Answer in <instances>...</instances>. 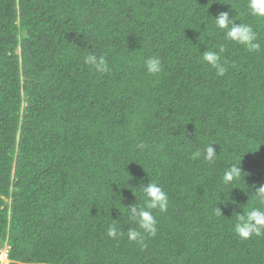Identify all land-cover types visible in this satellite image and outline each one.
<instances>
[{"label": "trees", "instance_id": "trees-1", "mask_svg": "<svg viewBox=\"0 0 264 264\" xmlns=\"http://www.w3.org/2000/svg\"><path fill=\"white\" fill-rule=\"evenodd\" d=\"M247 0H0V248L8 264H264V236L232 230L264 184V50L226 41L214 16L264 19ZM231 6L233 9H231ZM213 16V17H212ZM224 44L227 71L201 59ZM92 51L111 71L83 63ZM157 55L158 77L144 60ZM185 134V135H184ZM214 163L190 158L210 142ZM146 143L140 150L137 145ZM169 197L144 247L106 229L140 183ZM223 199V193H220ZM249 197V198H248ZM248 199V200H247ZM223 216L215 215V205ZM233 213V214H232Z\"/></svg>", "mask_w": 264, "mask_h": 264}, {"label": "clouds", "instance_id": "clouds-1", "mask_svg": "<svg viewBox=\"0 0 264 264\" xmlns=\"http://www.w3.org/2000/svg\"><path fill=\"white\" fill-rule=\"evenodd\" d=\"M231 9H233L232 6ZM246 11L254 17L264 19V0H247ZM213 18L216 28L224 33L226 41L242 46L249 53H260L264 50L258 39L257 31L254 30L251 24L237 23L233 16L229 15L228 11H221ZM225 51V45L221 44L218 50L207 49L202 52V61L213 69L217 76H223L227 71L226 62H222L221 55ZM83 63L100 74H108L111 71L106 56L97 55L92 51L84 55ZM143 63L145 71L151 76L158 77L163 71L162 61L157 55L147 57ZM216 144L218 143L215 141L206 143L203 148H197L192 151L190 158L193 160L202 158L208 163H214L218 155L215 147H213ZM137 147L140 150H144L147 145L144 142H140ZM239 164L240 160L238 163L230 164L223 171L221 184L228 188V191L221 190L219 194L223 193V199L218 194L217 202L226 207L230 204H236L241 209L240 211H233L235 212V223L232 226V230L241 240H248L253 236H264V184H260L258 187L255 185L251 186L253 189L251 191V206L242 209V205L238 204L230 195V190L233 188L232 185L240 181L245 175L241 167L238 166ZM138 186L143 193L142 203L137 202L136 199L134 203L128 205L120 202L123 205V208L119 209L120 218L112 219V222L107 226L106 234L111 239H117L125 234L121 231L122 225L135 224V227L127 228V238L129 241L136 242L141 247H144L143 242L147 238L155 237L158 231L157 220L153 213L154 211L167 212L169 197L163 187L155 181L148 182L146 185L140 183ZM217 202L215 215L218 217L223 216L221 208L217 206Z\"/></svg>", "mask_w": 264, "mask_h": 264}, {"label": "rangeland", "instance_id": "rangeland-1", "mask_svg": "<svg viewBox=\"0 0 264 264\" xmlns=\"http://www.w3.org/2000/svg\"><path fill=\"white\" fill-rule=\"evenodd\" d=\"M6 252L7 249L5 248V246L0 250V264H6L7 260V256H6ZM24 264V263H21Z\"/></svg>", "mask_w": 264, "mask_h": 264}, {"label": "crops", "instance_id": "crops-1", "mask_svg": "<svg viewBox=\"0 0 264 264\" xmlns=\"http://www.w3.org/2000/svg\"><path fill=\"white\" fill-rule=\"evenodd\" d=\"M5 248L6 249H8V245H5ZM2 248H0V250H1ZM7 260V262H6V264H8L10 261H9V259H6ZM21 264V263H20ZM24 264H26V263H24ZM35 264H45V263H35Z\"/></svg>", "mask_w": 264, "mask_h": 264}]
</instances>
